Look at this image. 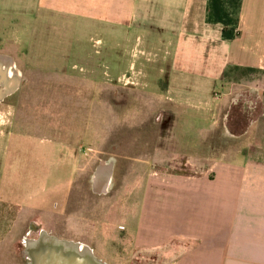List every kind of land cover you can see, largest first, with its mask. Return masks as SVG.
<instances>
[{"label":"rangeland","instance_id":"1","mask_svg":"<svg viewBox=\"0 0 264 264\" xmlns=\"http://www.w3.org/2000/svg\"><path fill=\"white\" fill-rule=\"evenodd\" d=\"M58 34L68 42L57 52L34 33L25 35L22 50L0 41V52L19 58L24 78L18 92L0 94V264H29L24 241L42 231L89 246L107 264H149L158 257L137 256L128 242L116 251L114 242L120 224L137 228L153 163L189 173L188 163L211 146L228 157L242 152L264 160V71L223 79L214 88L223 96L218 124L201 128L190 121L194 106L165 99L167 81L156 71L135 79L136 86L119 81L131 74L133 59L123 48L122 62H114L112 34ZM147 59L136 69L150 67ZM171 105L180 115L174 127L161 128L157 114ZM164 136L173 142L157 143ZM103 162L116 169L102 198L93 194L92 179ZM44 243L28 248L43 251Z\"/></svg>","mask_w":264,"mask_h":264},{"label":"crops","instance_id":"2","mask_svg":"<svg viewBox=\"0 0 264 264\" xmlns=\"http://www.w3.org/2000/svg\"><path fill=\"white\" fill-rule=\"evenodd\" d=\"M75 32L112 34L114 62H122L123 48L133 59L131 74L119 81L137 85L135 79L156 71L167 81L165 99L194 106L190 121L201 128L218 124L223 96L214 88L224 82L227 68L264 71V0H0V41L21 50L27 33L57 52L68 42L58 33ZM144 57L152 66L137 70V64L144 67ZM1 59L14 66L5 80L0 78V94L13 95L24 84L23 70L14 53L1 51ZM14 68L17 78L11 77ZM174 107L159 110L155 123L174 127L180 115ZM163 142L173 140L159 137L157 143ZM215 151L211 146L197 162H189V173H171L156 158L137 228L118 226L116 251L128 242L137 256L158 257L149 264H264V160ZM103 163L111 165V182L109 168L94 180L101 164L92 179L93 194L102 198L110 193L116 169Z\"/></svg>","mask_w":264,"mask_h":264},{"label":"bare ground","instance_id":"3","mask_svg":"<svg viewBox=\"0 0 264 264\" xmlns=\"http://www.w3.org/2000/svg\"><path fill=\"white\" fill-rule=\"evenodd\" d=\"M0 66V78L2 77L5 80L11 67L14 66V63L6 65L5 62H0ZM15 70L16 69L14 68V71L12 72L13 75L11 74V77L14 76L17 78L18 74ZM110 172L111 169L108 174L109 183L111 182ZM45 243H48L46 251H34L29 249L28 253L30 259L32 260L31 264H107L98 259L94 255L93 251H89L87 249L84 251H75L78 247L73 245L68 246L70 249L67 250L65 245L62 244L52 241H45Z\"/></svg>","mask_w":264,"mask_h":264},{"label":"flooded vegetation","instance_id":"4","mask_svg":"<svg viewBox=\"0 0 264 264\" xmlns=\"http://www.w3.org/2000/svg\"><path fill=\"white\" fill-rule=\"evenodd\" d=\"M1 61V63L2 62H5L6 63V65L7 64H13V62L11 61V60H8V59H1L0 60ZM16 71V70H15ZM110 167V169H111V165H109V164H105V163H102L99 167H98V169H97V171H96V173H95V175H94V180H95V176H96V174H97V176L96 177H99L98 175H102L104 172H102L103 170L105 171V170H107V169H105V168H109ZM100 171V172H99ZM94 189H95V191H96V186H95V181H94ZM96 193H98V192H96ZM102 194V193H101ZM43 239H45V241H52V242H55V243H58V244H62V245H65V247L67 248V250L68 249H70V248H68V246H70V245H73V246H77L78 247V249H76L75 251H84V250H89V251H92V249L91 248H89L88 246H86V245H84V244H81V243H77V242H72V241H67V240H61V239H58L57 237H55V236H53V235H50L48 232H46V231H42L41 233H40V236H39V238L38 239H25V241H24V244H25V251H24V254L26 255V257H27V259L29 260V264H31L32 263V260L30 259V257H29V253H28V251H29V248H28V243H38V242H40V241H42ZM48 246V243H45L44 245H43V251H46L47 250V247ZM87 247V248H86ZM82 253V252H81ZM83 255V254H82Z\"/></svg>","mask_w":264,"mask_h":264},{"label":"trees","instance_id":"5","mask_svg":"<svg viewBox=\"0 0 264 264\" xmlns=\"http://www.w3.org/2000/svg\"><path fill=\"white\" fill-rule=\"evenodd\" d=\"M258 71H261V70L253 69V68H244V67H229L225 70L223 74V79L228 80L230 79L231 75L235 73H239V72L249 74L251 72H258Z\"/></svg>","mask_w":264,"mask_h":264}]
</instances>
